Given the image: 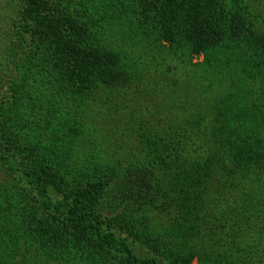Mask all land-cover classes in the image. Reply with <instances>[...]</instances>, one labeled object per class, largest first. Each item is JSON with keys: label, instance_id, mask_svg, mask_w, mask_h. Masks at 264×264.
<instances>
[{"label": "trees", "instance_id": "16d2710c", "mask_svg": "<svg viewBox=\"0 0 264 264\" xmlns=\"http://www.w3.org/2000/svg\"><path fill=\"white\" fill-rule=\"evenodd\" d=\"M233 1L237 8L225 0L134 1L143 24H155L153 35L148 40L143 37L148 45L152 36L159 43L151 47L153 53L182 64L185 73L167 86L183 84L172 107L182 113L187 110L189 116L167 115L150 131L145 128L151 124L144 114L147 108L138 106L141 132L135 131L147 150L126 167L127 176L125 171L117 177L115 194L125 214L149 210L157 217L149 230L153 231V224L162 226L174 245L164 249V255L170 256L166 260L157 255L140 257L134 245L103 229L106 220L99 199L103 187L111 184L105 176L90 175L86 184L84 178L76 183L69 169L51 163L46 151H36L34 146L18 160L0 146L6 168L29 178L28 188L45 199L43 209H53L50 220L38 215L42 219L37 222L45 224L36 229L38 233L94 256L102 254V260L91 258L89 264H191L195 254L200 264H264V31L249 22L250 16H259L247 11L249 5ZM72 5L78 8V3ZM83 12L76 19V14L51 12L44 0H25L22 21L31 23L40 37L53 38L55 81L69 86L81 104L96 84L109 90L132 87L134 94L142 93L139 87L146 90L140 74L147 64L138 55L110 49L107 40L100 39L102 31L93 30L94 7ZM200 53L204 59L193 63L192 55ZM148 113L161 115L157 109ZM59 115L64 116L61 121L77 122L75 110L68 108ZM47 126L59 128V122ZM27 157L36 161L23 170L22 160ZM13 193L30 202L27 190ZM61 194L55 202L53 196ZM19 222L20 233L25 223ZM11 256L5 251V264H12L5 261ZM67 260L61 250L56 263Z\"/></svg>", "mask_w": 264, "mask_h": 264}, {"label": "rangeland", "instance_id": "374dc122", "mask_svg": "<svg viewBox=\"0 0 264 264\" xmlns=\"http://www.w3.org/2000/svg\"><path fill=\"white\" fill-rule=\"evenodd\" d=\"M44 1L51 12L69 17L76 14V19L84 16V10L94 7L97 24L93 30L97 33L102 31L104 37L100 39L107 40L110 49L118 52L125 50L130 57L136 58L135 55H138V59L147 64H144L146 68L141 71L140 76H144L148 86L144 91L138 86L137 91L142 93L134 94V86V89L116 87L109 90L96 84L85 103L81 104L74 98L73 92H69V86L55 81L56 69L51 73L53 38L40 37V33L30 26L31 23L22 21L20 13L25 8V0H0V146L6 153H13L18 160L25 155L24 151L28 150L30 153L34 146L36 151H46L51 163L69 169V176L76 183L84 178L83 183L86 184L90 175L100 174L108 178L111 184L103 187L98 205L106 220L103 229L113 231L118 238L134 245L140 257L157 255L161 260H166L170 255H164V249L169 251L173 244L160 224H153V231L150 232L149 224L157 220L153 218L155 216L152 217L149 210L146 213L136 210L125 214L121 204H117L119 199L115 193L119 183L117 177L126 171V167L138 161L139 153L147 150L142 142V135L139 136L136 132H141L137 128L141 124L136 112L138 106L147 108L144 114L146 118H150L151 124L147 123L145 128L150 131H153V125L167 115L171 118L174 115L189 116L187 110L182 113L172 107L176 104L172 99L179 98L184 90L183 84L177 82L180 83L178 88L172 84L169 88L167 86V83L185 73L182 64L170 56L160 58L153 53L154 48L151 47L158 46L159 43L157 45L152 36V45H148L143 37L147 36V39L148 35H153L152 28L155 24L152 21L143 24L144 20L135 7L136 0ZM230 1L237 8L233 0H225L229 6ZM237 1L249 5L247 11L252 15H259L250 16L248 20L253 28L258 27L254 29L264 31V0ZM73 2L78 3L77 9L81 11L74 9ZM242 16L248 18L244 12ZM203 59V53L192 55L193 63ZM161 70L166 75L161 74ZM44 79L49 83L46 84ZM188 102L185 101V105ZM68 108L77 112V122L71 119L61 121L64 116H56L57 112H64ZM154 109L161 115L150 116L148 112ZM171 109V112L167 111ZM49 122H59V128L47 126ZM14 161L16 162H12ZM34 161L36 160H30L29 157L22 160L21 169L24 170L29 163L35 164ZM6 167L0 160L1 264H5V251L12 253V260L5 259L12 264H59L56 263V257L61 250L68 256L67 262L63 264H89L88 260L91 258L97 257V261L103 259L101 253L94 256L77 250L71 244L66 246L61 245V242L56 243L48 236L38 233V227L45 228L44 223L37 222L42 219L38 215H46L50 220L53 209H43L42 201L45 199L28 188L29 178L19 171V174L11 172ZM72 172L74 176H71ZM127 174L128 171L124 176ZM20 189L23 193L27 190L29 203L13 193ZM53 198L57 202L62 199V194ZM19 221L25 223L20 233L17 231ZM58 245H61L59 250ZM111 251L116 254L115 248ZM200 263L199 256L195 254L191 264Z\"/></svg>", "mask_w": 264, "mask_h": 264}]
</instances>
